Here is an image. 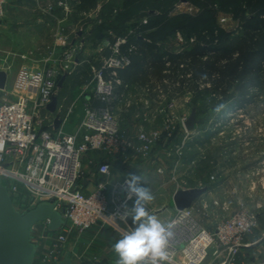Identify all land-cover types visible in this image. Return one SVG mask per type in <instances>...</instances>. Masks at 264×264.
Returning a JSON list of instances; mask_svg holds the SVG:
<instances>
[{"label":"rangeland","instance_id":"374dc122","mask_svg":"<svg viewBox=\"0 0 264 264\" xmlns=\"http://www.w3.org/2000/svg\"><path fill=\"white\" fill-rule=\"evenodd\" d=\"M68 1L71 8L68 15L70 20L60 24L61 27L57 26L54 31L52 28L51 35L48 32L49 28L46 29L42 37H45L47 42L41 44L22 42L21 38L10 34L9 27L5 25L6 16L0 19V68L6 65L3 59L8 54L29 53L31 48L33 52L27 60L22 59L26 61L22 67L52 65L60 68L55 60L59 61L73 44L82 46L77 56L80 63L74 66L72 75L64 81L62 89L58 92L61 99H67L71 103L73 95L81 88L82 83L86 81L87 84L93 80L92 67H99L103 57L109 54V49L106 48L103 56H99L98 48L112 39L114 34L125 36L128 31L135 28L140 34L142 29L138 26L141 20L134 22L138 27L130 26L122 34L110 28L115 24L127 0H86L85 8L80 0ZM260 6H264V0H237L236 4L235 0H178L170 7L171 18L182 16L197 18L203 15L210 17L206 11L211 9L217 14L216 22L205 23L188 32L167 33L163 37L155 38L154 41L162 51L174 53L185 52L207 38L213 40L215 45L224 44L232 47L242 35L243 23ZM144 12L153 13L154 10L150 7ZM129 24L133 23L130 21ZM220 30L226 33L223 44L219 40ZM156 31V27H151L146 33ZM60 36L63 38L59 40ZM55 38L57 43H54ZM38 54L40 58H36ZM127 95V99L119 105L117 111L124 134L133 137L143 126L149 135L158 132L159 138L153 143L148 156L137 159L109 157L103 153L86 155L85 181L104 161L111 162L113 174L119 178H127L129 174L142 175L146 184L144 181L142 183L151 190L154 197L150 202L152 209L156 211L168 206L162 215L157 217L166 223L177 211L173 197L178 190L214 188L220 181L230 182L234 176L238 186H223L216 194L218 200L227 202L229 209L220 207L219 214L214 210H210V213L204 211L202 217L215 229L218 223L244 208L254 213L258 221L256 228L249 235L261 227L264 214V173H261V169L246 172L241 168L254 152L264 148V95L253 105L246 106L244 110L234 107L229 109L227 107L229 103L226 104L228 100L220 103L205 89L194 94L178 95L174 98L175 107L172 115L175 130L171 135L165 122L170 114L167 107L169 99L160 102L145 91L130 88ZM193 109L196 110L197 123L195 129L187 135L182 119L186 118L188 121ZM232 149L239 150L238 154L233 155ZM197 218L207 228L198 216ZM42 230L39 224L33 230V241L37 245L34 264H53L55 258L63 260L67 253L72 255L73 264H117L119 260L113 245L123 237L107 227L98 226L82 234L73 231L63 239H60L59 231Z\"/></svg>","mask_w":264,"mask_h":264},{"label":"built area","instance_id":"2783aa9c","mask_svg":"<svg viewBox=\"0 0 264 264\" xmlns=\"http://www.w3.org/2000/svg\"><path fill=\"white\" fill-rule=\"evenodd\" d=\"M68 2L58 0L59 6L70 14ZM8 3L9 0H0V19L6 16ZM146 23L147 19L143 24ZM136 29H131L125 36L114 34L98 48L99 56H103L106 48L109 54L103 57L99 67H92L94 77L86 86L91 95L83 104V117L74 132H66L65 127L72 122L75 104L57 120L60 125L55 133L46 128L48 118L43 112L58 94L61 75L71 73L79 63L77 56L82 46L73 44L59 61L55 60L60 68L52 65L22 67L13 87L0 89V176L19 212L26 213L42 202L56 204L55 209L64 221L56 230L60 232V239L73 231L82 234L98 226L107 227L122 237L133 231L126 223L132 216L125 215L123 205L127 204L130 210L135 197L126 200V178H112L111 162L101 163L87 183L83 179L86 155L103 153L109 157L137 159L148 156L159 138L158 132L149 135L143 126L135 136L125 135L117 115L130 88L121 79L120 71L131 64L130 54L134 48L129 45V40L139 37ZM62 38L60 36L59 40ZM205 86L210 87L206 84L202 88ZM120 87L123 92L119 91ZM168 99L167 95L158 97L160 102ZM167 107L170 114L165 122L171 135L175 130L172 115L175 99H169ZM186 121V118L182 119L188 135ZM261 173H264V162ZM145 207L150 215L155 212L150 203ZM223 209H229L227 203L223 204ZM38 224L43 230L51 231L50 220ZM165 224L172 225L173 235L166 249L169 258L164 264H204L210 255L221 260L220 264H234L246 236L253 232L258 221L254 213L241 208L210 231L198 221L192 206L177 210ZM59 261L55 258L53 264Z\"/></svg>","mask_w":264,"mask_h":264},{"label":"trees","instance_id":"16d2710c","mask_svg":"<svg viewBox=\"0 0 264 264\" xmlns=\"http://www.w3.org/2000/svg\"><path fill=\"white\" fill-rule=\"evenodd\" d=\"M80 1L85 8L86 0ZM176 1L178 0L125 2L115 24L110 28L122 34L130 26L136 27L134 22L141 20L138 26L142 31L139 37L129 40V45L134 50L130 54L131 64L120 71L123 82L129 87L134 86L139 91L147 92L154 99H158L160 95L174 99L178 95L194 94L205 89L220 103L228 100L226 104L229 103V109L234 107L244 110L246 106L253 105L264 95V6L257 8L243 23L242 35L232 47L223 44L226 33L220 30L221 46L207 38L185 52H164L154 41L155 38L175 31H192L205 23H215L217 19V14L211 9L206 11L210 17L203 15L197 18H171L170 7ZM236 2L237 0L235 4ZM150 7L153 8V13L144 12ZM143 19L148 20L147 25H143ZM130 21L133 24L130 25ZM151 27H156L157 31L146 33ZM61 78L62 76L59 80ZM206 84L210 87L202 88ZM90 95L88 93L89 97ZM86 98L81 96L83 102ZM142 186L145 185L142 183Z\"/></svg>","mask_w":264,"mask_h":264},{"label":"crops","instance_id":"0c3cea01","mask_svg":"<svg viewBox=\"0 0 264 264\" xmlns=\"http://www.w3.org/2000/svg\"><path fill=\"white\" fill-rule=\"evenodd\" d=\"M68 15L69 14H67L59 6L58 0H9L7 6V12H6L5 25L9 27V30L11 31L10 34L11 33L14 34L16 38L17 37L21 38L22 42L27 43V41H31V42H38L41 44L47 42L46 38L42 37V35L45 34V30L49 28L50 31L48 30L47 31L49 32V35H51V32L54 31V29L57 26L61 27L60 24L64 23L67 20L68 21L70 20V16ZM53 38L51 40L52 42H53ZM54 43H57L56 38ZM39 48L40 47H38V49ZM31 52H33L32 48L30 49L29 53L23 52V54L19 55L18 53L12 52L4 57L3 61H5L6 65L1 67L0 70L5 71L7 73L6 87L8 90H10L13 87L19 70L21 69L22 66L25 65L26 61L23 60H27L28 58H30ZM37 57L40 58L39 54L36 56V58ZM72 73L73 72L63 74V76L66 75L65 80L68 77H70ZM90 82L91 81H89L86 84V81H84V83H82L81 88L73 95V101L71 103H69L67 99H61L60 94L59 96L57 94L59 100L56 111L54 113L50 112L49 110L43 112V116L48 118V121L46 122V128L49 131L55 133L57 127L60 125V123H58L57 120H59L60 117H63L67 112V110L70 107H72L74 104L76 108L71 118L72 122L71 124L67 125L68 126L67 128L65 127V131L71 133L77 130L83 117L84 102L82 101L81 96L83 97L88 96L89 91L86 90V86ZM62 87L61 88L58 87V92L59 89H62ZM131 89L135 90L136 88L132 86L130 87V90ZM238 151L239 150L237 149L236 150L232 149L231 153L233 155L234 154L237 155ZM260 151L257 150V152H254L252 154V157L248 159L245 166L241 169L245 170L246 172L259 171L260 169H262L261 168L262 163L264 162V148ZM112 178L114 180L121 179L115 176L114 174ZM234 178H235L234 176L231 177L230 182L220 181L214 188L208 187L209 189L208 192L205 193L203 196H201L193 204L196 217L198 216L201 219V222L207 228H209L208 230L210 231L213 230L214 228L209 226L205 218L202 217L203 214L202 212L207 211L208 213H210V210L217 211L218 214L219 212H221V208H223V204L227 202H222L221 200H218L216 198V194L223 186L235 187L237 183L235 181L236 179ZM83 182L87 183L88 179L86 181L83 179ZM91 188L92 187H90L89 189ZM215 202H218V204H215ZM160 215L162 214H158L156 215V217H159ZM262 217L263 218L260 223L261 227L255 230V232L252 235L246 236L244 246L242 247L237 257L235 258L234 264H264V214L262 215ZM221 262H222L221 260L220 261L216 260V258L210 255L204 264H220Z\"/></svg>","mask_w":264,"mask_h":264},{"label":"water","instance_id":"95a60500","mask_svg":"<svg viewBox=\"0 0 264 264\" xmlns=\"http://www.w3.org/2000/svg\"><path fill=\"white\" fill-rule=\"evenodd\" d=\"M66 75L60 79L58 87L63 86ZM7 85V73L0 70V89ZM58 96L52 98L48 110L54 113L58 106ZM196 110L185 124L186 130L191 132L195 129ZM58 125V124H57ZM208 187L189 188L178 190L173 197L177 210L187 209L205 193ZM56 204L42 202L26 213L19 212L13 203L12 197L0 176V264H34L37 246L32 242L33 227L43 221L50 220L49 229L58 230L63 224L61 213L57 211ZM168 206L156 210L152 215L163 213ZM128 226L134 230L137 224L133 223L132 217L126 219ZM55 264H73L72 256L68 253L65 258Z\"/></svg>","mask_w":264,"mask_h":264},{"label":"clouds","instance_id":"9594fccd","mask_svg":"<svg viewBox=\"0 0 264 264\" xmlns=\"http://www.w3.org/2000/svg\"><path fill=\"white\" fill-rule=\"evenodd\" d=\"M142 175L129 174L125 180L126 200H135L130 210L127 204L125 215H131L137 227L114 245L113 250L118 254L117 264H164L168 260L167 246L173 233L171 224L161 222L156 216L150 215L146 205L154 197Z\"/></svg>","mask_w":264,"mask_h":264}]
</instances>
